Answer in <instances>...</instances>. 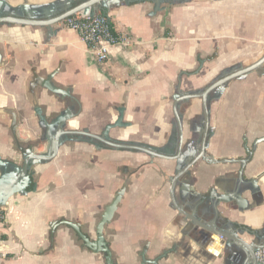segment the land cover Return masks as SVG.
Masks as SVG:
<instances>
[{
	"label": "crops",
	"instance_id": "1",
	"mask_svg": "<svg viewBox=\"0 0 264 264\" xmlns=\"http://www.w3.org/2000/svg\"><path fill=\"white\" fill-rule=\"evenodd\" d=\"M44 1L29 0L31 5ZM109 14L119 30H129L143 44L133 51L114 47L105 67L70 28L0 29V177L22 166V150L45 152L48 134L58 131L57 119L65 112L71 116L66 129L100 134L114 125L109 129L112 139L169 148L177 134L175 96L201 90L219 75L245 65L242 60L254 62L264 54V0L138 2L112 6ZM50 75L72 96L64 98L36 84ZM226 87L212 110L214 117L223 119L217 124L221 141L231 146L245 126L224 120L239 119V101H249L255 116L262 108L264 117V74L251 72L243 82ZM37 107L52 124L50 130ZM179 110L186 141L192 129L186 123L185 101ZM213 153L229 155L232 149ZM182 162L183 156L151 158L86 138L65 140L53 159L32 165L33 188L15 193L4 205L8 223L0 226V264H106L103 254L84 247L73 229L59 224L52 233L51 225L78 222L85 234L94 236L105 207L123 185L114 220L105 229L117 264H145L140 253L147 243V258L159 256V264H239L238 250L224 249L220 236L190 225L173 206L170 179ZM192 171L193 181L182 177L174 188L178 204L198 217L212 207L215 226L227 225L246 241L264 243V182L257 183L262 193L257 199L239 181L236 164L200 161ZM263 171L264 146L243 175L248 180Z\"/></svg>",
	"mask_w": 264,
	"mask_h": 264
},
{
	"label": "water",
	"instance_id": "2",
	"mask_svg": "<svg viewBox=\"0 0 264 264\" xmlns=\"http://www.w3.org/2000/svg\"><path fill=\"white\" fill-rule=\"evenodd\" d=\"M41 1V0H39ZM46 1V0H45ZM185 0H84L83 2L71 6L68 5L66 8L61 11L60 13H57L53 16H47V17H32V16H22L18 14H0V27H9V26H29V27H47L51 28L54 26H61V22L72 16L75 15L78 12H102L106 11L107 13H103L107 17V21L109 23L110 20V14L109 9L112 6H119V5H130L138 2H148V3H160V4H178L180 2H183ZM42 3V2H39ZM38 3V4H39ZM46 3V2H43ZM50 5H56L60 6V4H63V6L67 3V1H60L58 4L56 2H49ZM1 6L10 5L9 0H0ZM31 4L29 0H23V4H21L22 8H28ZM48 6H40V8H46ZM165 17L163 20V24L165 25L166 17L168 16L170 12V7H166L165 9ZM2 64V54L0 53V66ZM254 71H262L264 74V54L254 61L253 63L244 66L240 68L237 71L231 72L230 74L214 81L210 85H208L203 91L198 92H181L178 96H175L172 104V110L174 119L176 121V126L178 129V149L176 154H167L164 153L162 150H159V148L152 147L146 144L141 143H135V142H125V141H119L112 139L109 136V129L113 127L114 125H108L106 129L98 134L91 132L87 129H66L65 123L67 119H69L71 116H68V113L65 112L59 118L57 119L60 123L58 124V131L53 135H49L50 138L48 141V146L45 152H37L35 147L29 148L28 151L22 150L23 155V164L22 166H16V172L12 175H9L7 172H3L2 176L0 177V205L4 206L6 203H8V200L10 197H12L15 193H23L27 191L28 186L32 183V179L30 178V169L34 163L39 162H46L51 159H53L59 151L60 146L63 144V142L71 137H80V138H87L90 141H95L99 146H102L101 144H104L110 148L119 149V150H131V151H138L142 152L151 158H162L167 160H178L180 158V155L182 153L183 143H184V129H183V123L182 118L180 114V103L187 100V99H194V98H202L203 103V110L206 117V120H208V105H207V97L208 94L216 89L217 87L226 84L230 81H232L235 78H238L240 76L249 74ZM53 75L48 76L47 78L41 79L36 84H40L41 86L45 87L49 91H51L54 94L60 95L64 98L71 97V93L67 89L60 88L56 86L52 82ZM38 115L40 116L42 122L45 123L48 130L52 127V124L49 123L46 119V117L42 114L40 108L37 107ZM73 116H76L74 114ZM206 133L207 130L205 129L204 139L202 141V150L199 155H197L191 162H189L183 169L179 170L175 176H173L171 180V190H170V198L172 201L173 206L178 210V212L185 215V217L189 220L190 225H198L201 226L204 230H207L208 232H211L213 234H216L221 237L223 248L226 250H238L241 255V261L239 264H264L258 258L256 257V252L260 249H264V243H262V240H259V244H256L254 241H246L241 236H239V231L235 229L229 228L227 225L217 227L215 226V217L216 214H212L211 208H206L204 210H201V217H198L194 214V212L189 213L184 208H182L175 197L174 194V188L177 184L178 179L184 175V173L192 167L196 162L203 159L206 162L209 163H226L231 162L230 160H217L216 158L209 156L204 153L205 148V140H206ZM264 140V136L259 140ZM4 165V162L0 159V166ZM244 166L240 169V182L247 183V190L253 194L256 190V186L258 182H264V171L262 174H259L255 176L254 178L245 180L244 179ZM34 186V184H33ZM126 185H123L118 192L116 193L115 198L105 207V210L101 216L100 221L98 222L96 226V233L97 237L95 240H91L87 234H85L82 229L81 225L78 222H72L69 220H61L60 222H55L53 225H51V232L54 233L56 227L59 224H65L71 229L75 231L78 238L82 241V245L89 250H91L94 253H102L104 255V259L106 264H116L112 250L110 249L108 242L105 239L104 236V229L105 226L110 224L114 214L118 208V205L122 199V196L125 192ZM212 198V194H211ZM197 210V207H195ZM204 217L209 218L208 220L204 221ZM211 217V218H210ZM204 219V220H203ZM250 234L254 236L256 235L255 232H251ZM257 239V237H255ZM210 237L207 236V240H209ZM145 258V255H143ZM154 264H158V262H153Z\"/></svg>",
	"mask_w": 264,
	"mask_h": 264
},
{
	"label": "flooded vegetation",
	"instance_id": "3",
	"mask_svg": "<svg viewBox=\"0 0 264 264\" xmlns=\"http://www.w3.org/2000/svg\"><path fill=\"white\" fill-rule=\"evenodd\" d=\"M66 1H67V3L64 6L50 5L46 8H38V9L33 8V7H28L26 9L22 8L21 13L18 15L35 17L36 15L34 13L40 12V14H38V15L41 17L53 16V15H56L57 13H60L61 11H63L66 8V6L72 5V3L74 2L73 0H66ZM2 7L3 6L0 5V14H8V13L3 11ZM244 66H247V65H239L236 69L219 75L218 77L214 78L208 85H210L214 81L230 74L231 72L239 70L240 68H242ZM249 74L235 78L232 81L243 82ZM232 81H230V82H232ZM228 83L217 87L216 89L212 90L208 94V97H207V105H208V112H209L208 120H206V117L204 114L202 98H194V99L185 100L186 105L188 106V113H189L188 117L186 119V123L189 126V128L192 129V135L188 140L184 141V143H183L182 153L180 155V157L183 156V162H182V165L180 166V168L177 169L175 174L179 170L183 169L189 162H191L197 155L200 154V152L202 150V141L204 139L205 129L207 130V133H206L204 153L209 155V156L216 158L217 160H223L224 159V160H230L231 162L209 163V162L204 161L203 159L199 160L198 162L204 161L208 164H236V165H238L239 170L242 168V166H244V171H245L246 168L254 161L255 153L264 146V140L259 141L264 136V131H262L264 125L259 126V124H264V117L261 116V117L255 118L256 116H255L254 111L252 110L251 103H249V101L247 102V100H243V101L238 102V107H239L238 113H237V114H239L238 120H224L226 122L227 121H229V122L230 121L240 122V123L242 122L243 125L245 126L243 131L240 134H238L237 143L230 146L229 144H227L228 143L227 140L221 141V137L223 135L220 132L221 129L217 126V124L219 122H221L223 119L220 118V115L218 117H214V112L212 109H213V103L218 101V100H221L222 94L226 90V88H227L226 86ZM206 87L202 88L201 90L189 91V92L192 93V92L203 91ZM189 92H187V93H189ZM196 106L198 107V112L195 111ZM256 125H257V127H256ZM255 128L258 130V132L254 134L253 129L255 130ZM55 132H56V130L54 132L51 131V134L53 135ZM226 133H227V135L230 134L229 132H224V134H226ZM178 138H179V135H178V129H177L176 138L174 139V143L172 144V146L169 148L159 149V150H162L164 153H167V154H176L177 149H178ZM227 148L232 149V153L229 155H217L216 156L213 153V151L219 152L222 149H227ZM233 148L236 151H234ZM237 151L239 152V154ZM198 162H196V164ZM196 164H194L192 167H190L184 173V175H182L178 179V181L182 177L184 179L186 178L190 182L193 181L196 178V176L194 175L192 168ZM175 174H174V176H175ZM172 178L170 179V185H171ZM244 179H245V177H244ZM178 181H177V183H178ZM241 183L245 184L244 187H247V185H248L247 183H244V182H241ZM170 190H171V188H170ZM257 193L261 194V198H262V193L259 190L255 191L253 193L255 195V198L260 199V197L257 196L258 195ZM215 200H216V197H215ZM214 215H215V213H214ZM114 217H115V214H114ZM114 217H113L111 223L113 222ZM110 224H108V225H110ZM108 225L105 226V229ZM105 229H104V236H105ZM87 236L91 240H95L97 237L96 228H95L94 236H91L89 234ZM105 239H106V237H105ZM106 241H107V239H106ZM108 245L111 249L109 242H108ZM147 247H148V243L145 244V246L142 248V251L140 253V255L142 257L141 260L144 261L145 264H154L153 262H156V261L159 264V261H160L159 256L154 258V259H148L147 258V256H146ZM112 253H113V251H112ZM143 255H145V258L143 257ZM113 258H114V256H113Z\"/></svg>",
	"mask_w": 264,
	"mask_h": 264
},
{
	"label": "built area",
	"instance_id": "4",
	"mask_svg": "<svg viewBox=\"0 0 264 264\" xmlns=\"http://www.w3.org/2000/svg\"><path fill=\"white\" fill-rule=\"evenodd\" d=\"M61 26L77 32L81 40L96 62L105 67L112 59V49L119 47L123 50H138L142 47V39L134 36L129 30H119L110 14L109 23L102 12H78L64 19ZM8 223V214L4 206L0 205V226ZM258 260L264 263V249L256 252Z\"/></svg>",
	"mask_w": 264,
	"mask_h": 264
},
{
	"label": "rangeland",
	"instance_id": "5",
	"mask_svg": "<svg viewBox=\"0 0 264 264\" xmlns=\"http://www.w3.org/2000/svg\"><path fill=\"white\" fill-rule=\"evenodd\" d=\"M60 1H63V0H46V1H44V2H46V3H36V4H33V5H31L30 7H33V8H36V9H38V8H40V6H48L50 3L49 2H56V4H58ZM64 1H66V0H64ZM76 1V0H75ZM21 4H23V0H16L15 2H13V3H11L10 2V5H6V6H3L2 7V9H3V11L4 12H6V13H14V14H20L21 13V11H22V7H21ZM60 6H63V4H60ZM36 16V18H40L41 16H39L38 14H40V12H37V13H34ZM3 29V31L4 30H7V29H9V28H29V26H9V27H0V29ZM31 28V27H30ZM32 28H40V27H32ZM242 62L243 63H245V65H248V64H250V63H252L253 61H248V60H242ZM241 64V63H240ZM241 65H243V64H241ZM195 111L196 112H198V108L197 109H195ZM260 112V113H259ZM257 114H261L260 116H258ZM261 116H263V112H262V108H260L259 109V111L258 112H256V117L255 118H257V117H261Z\"/></svg>",
	"mask_w": 264,
	"mask_h": 264
},
{
	"label": "trees",
	"instance_id": "6",
	"mask_svg": "<svg viewBox=\"0 0 264 264\" xmlns=\"http://www.w3.org/2000/svg\"><path fill=\"white\" fill-rule=\"evenodd\" d=\"M84 0H76V1H74L73 3H72V5L71 6H75V5H77V4H79V3H81V2H83ZM102 13H107L106 11H102ZM87 139V138H86ZM89 140V139H88ZM94 143H96L95 141H94ZM103 147H108V146H106V145H104V144H101ZM33 188V184H31L29 187H28V189L29 190H31Z\"/></svg>",
	"mask_w": 264,
	"mask_h": 264
},
{
	"label": "bare ground",
	"instance_id": "7",
	"mask_svg": "<svg viewBox=\"0 0 264 264\" xmlns=\"http://www.w3.org/2000/svg\"><path fill=\"white\" fill-rule=\"evenodd\" d=\"M10 2H15L16 0H9Z\"/></svg>",
	"mask_w": 264,
	"mask_h": 264
}]
</instances>
